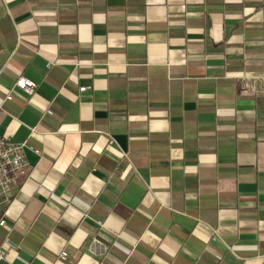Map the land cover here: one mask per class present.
<instances>
[{
    "label": "crops",
    "instance_id": "obj_1",
    "mask_svg": "<svg viewBox=\"0 0 264 264\" xmlns=\"http://www.w3.org/2000/svg\"><path fill=\"white\" fill-rule=\"evenodd\" d=\"M0 134V264H264V0H0Z\"/></svg>",
    "mask_w": 264,
    "mask_h": 264
},
{
    "label": "built area",
    "instance_id": "obj_2",
    "mask_svg": "<svg viewBox=\"0 0 264 264\" xmlns=\"http://www.w3.org/2000/svg\"><path fill=\"white\" fill-rule=\"evenodd\" d=\"M52 63L48 62L47 66ZM37 83L32 79L20 75L16 78L13 86L9 89L5 99L12 98L14 89H19L28 95L35 93ZM90 86H80L79 91L83 92L89 89ZM50 113V110L47 111ZM32 147L26 142L15 143L9 140L8 137L0 134V226L6 225L5 212L10 204V191L14 185L18 183L21 176L27 175V163L25 161V150ZM37 151V150H36ZM4 252L0 248V259L3 258ZM67 252L60 253L61 259L67 258ZM220 257V255H218Z\"/></svg>",
    "mask_w": 264,
    "mask_h": 264
}]
</instances>
